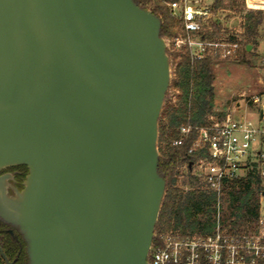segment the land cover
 <instances>
[{
	"label": "water",
	"instance_id": "1",
	"mask_svg": "<svg viewBox=\"0 0 264 264\" xmlns=\"http://www.w3.org/2000/svg\"><path fill=\"white\" fill-rule=\"evenodd\" d=\"M170 84L161 19L135 0H0V169L29 170L15 196L0 178V217L29 264H149Z\"/></svg>",
	"mask_w": 264,
	"mask_h": 264
},
{
	"label": "trees",
	"instance_id": "2",
	"mask_svg": "<svg viewBox=\"0 0 264 264\" xmlns=\"http://www.w3.org/2000/svg\"><path fill=\"white\" fill-rule=\"evenodd\" d=\"M173 1L176 0H135L140 7L150 9L161 19V35L171 41L179 34H185L184 22L171 15L168 3ZM212 6L213 17L203 23L202 39L239 42L237 55L229 57L238 56L248 63L247 55L252 51H247V45L254 49L261 40L264 10L248 9L246 0H213ZM220 11H230L241 18L239 33H229L215 19ZM221 50L209 47L203 59L193 61L188 46L176 48L173 44L167 49L173 78L159 119L158 136V170L166 180V191L155 233L179 230L184 234H206L214 230L218 197L192 174V163L207 151H190L198 137L195 130L184 137L181 145H176L175 141L182 136V125L205 126L211 123V116L225 117V112L215 110L214 66L223 59ZM171 90L176 93L175 100L169 98ZM262 166V161L255 162L244 176L225 183L221 195V221L228 232L242 234L258 230L260 199L264 195Z\"/></svg>",
	"mask_w": 264,
	"mask_h": 264
},
{
	"label": "built area",
	"instance_id": "3",
	"mask_svg": "<svg viewBox=\"0 0 264 264\" xmlns=\"http://www.w3.org/2000/svg\"><path fill=\"white\" fill-rule=\"evenodd\" d=\"M213 0H176L168 3L171 15L184 22L185 34L176 36L174 46H188L193 61L203 59L209 47L222 48L221 57L235 56L239 42H210L202 39L203 23L213 17ZM262 97L250 96L248 104H259ZM258 123L234 118L227 112L218 119L211 116L205 126L182 125L181 145L186 135L198 132L191 152L205 149L207 153L192 163V174L204 188L218 197L214 230L202 234H184L179 230L154 234L149 251V264H262L264 262V195L261 196V215L258 230L253 233H231L223 228L221 221V195L225 183L244 176L253 163L260 161L264 183V107L260 109Z\"/></svg>",
	"mask_w": 264,
	"mask_h": 264
},
{
	"label": "rangeland",
	"instance_id": "4",
	"mask_svg": "<svg viewBox=\"0 0 264 264\" xmlns=\"http://www.w3.org/2000/svg\"><path fill=\"white\" fill-rule=\"evenodd\" d=\"M248 9L264 10V3L257 5L246 0ZM223 27L229 33H239L241 31V18L230 11H220L215 15ZM261 40L247 55L248 63L242 62L237 57L223 58L217 62L215 68V110L230 112L234 118L245 117L258 123L260 119V109L264 107V24L260 28ZM167 41V49L171 48L174 41ZM171 62V61H170ZM173 78V66L171 64V81ZM170 89V87H169ZM168 89V90H169ZM258 94L262 97L259 104H248L250 96ZM169 98L175 100L176 93L171 90ZM166 100V97H165ZM164 100V102H165ZM240 103L238 106L237 103ZM264 208V203H262Z\"/></svg>",
	"mask_w": 264,
	"mask_h": 264
},
{
	"label": "flooded vegetation",
	"instance_id": "5",
	"mask_svg": "<svg viewBox=\"0 0 264 264\" xmlns=\"http://www.w3.org/2000/svg\"><path fill=\"white\" fill-rule=\"evenodd\" d=\"M26 165H12L0 169V178L6 177V190L9 196H15L16 190H23L28 174ZM0 249L12 264H29L27 242L20 229L0 217ZM0 264H8L0 250Z\"/></svg>",
	"mask_w": 264,
	"mask_h": 264
},
{
	"label": "bare ground",
	"instance_id": "6",
	"mask_svg": "<svg viewBox=\"0 0 264 264\" xmlns=\"http://www.w3.org/2000/svg\"><path fill=\"white\" fill-rule=\"evenodd\" d=\"M249 1H251L255 5H257L259 3H264V0H249Z\"/></svg>",
	"mask_w": 264,
	"mask_h": 264
},
{
	"label": "crops",
	"instance_id": "7",
	"mask_svg": "<svg viewBox=\"0 0 264 264\" xmlns=\"http://www.w3.org/2000/svg\"><path fill=\"white\" fill-rule=\"evenodd\" d=\"M237 105L239 106V105H240V103L238 102V103H237Z\"/></svg>",
	"mask_w": 264,
	"mask_h": 264
}]
</instances>
